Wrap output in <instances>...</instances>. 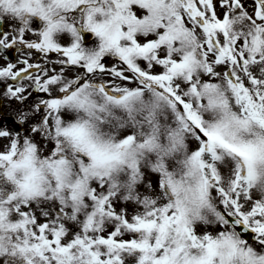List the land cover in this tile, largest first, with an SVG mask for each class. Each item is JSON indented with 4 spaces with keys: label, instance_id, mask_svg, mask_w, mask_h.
I'll return each instance as SVG.
<instances>
[{
    "label": "snow or ice",
    "instance_id": "1",
    "mask_svg": "<svg viewBox=\"0 0 264 264\" xmlns=\"http://www.w3.org/2000/svg\"><path fill=\"white\" fill-rule=\"evenodd\" d=\"M0 264H264V0H0Z\"/></svg>",
    "mask_w": 264,
    "mask_h": 264
}]
</instances>
